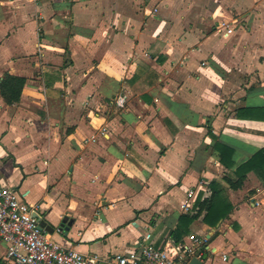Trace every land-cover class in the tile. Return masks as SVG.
<instances>
[{
    "label": "crops",
    "instance_id": "crops-1",
    "mask_svg": "<svg viewBox=\"0 0 264 264\" xmlns=\"http://www.w3.org/2000/svg\"><path fill=\"white\" fill-rule=\"evenodd\" d=\"M5 74L26 81L0 95V186L51 240L115 264L146 232L198 237L202 264H264V164L228 182L264 149V0H0ZM214 190L224 215L174 239Z\"/></svg>",
    "mask_w": 264,
    "mask_h": 264
},
{
    "label": "built area",
    "instance_id": "built-area-1",
    "mask_svg": "<svg viewBox=\"0 0 264 264\" xmlns=\"http://www.w3.org/2000/svg\"><path fill=\"white\" fill-rule=\"evenodd\" d=\"M192 194L189 190L188 195ZM188 199L185 200V203ZM36 205L24 201L13 187L0 186V239L6 245L10 264H100V256L83 253L51 240L39 227ZM206 238H195V245H179L172 250L156 245L150 232L135 249L117 254L115 264H188ZM226 259V256H223Z\"/></svg>",
    "mask_w": 264,
    "mask_h": 264
},
{
    "label": "trees",
    "instance_id": "trees-1",
    "mask_svg": "<svg viewBox=\"0 0 264 264\" xmlns=\"http://www.w3.org/2000/svg\"><path fill=\"white\" fill-rule=\"evenodd\" d=\"M25 81L26 80L23 76L5 74L0 81V95L2 96L3 101L7 104H13L19 101ZM252 110L264 112V107L253 108ZM258 163L261 166L264 164V149L258 150L251 158L244 160L235 166L234 172L236 178H228L230 186L232 188L240 187L246 177V173L251 169H255V165H257ZM224 164L230 167L234 165L233 160L229 162L224 161ZM261 173L264 174V171H262ZM218 193V190H214L210 198H206L203 201H200L199 210L197 211V213H184L179 216L178 225L173 231L174 239L179 240L182 234L189 232L188 226L194 219L199 216V213H201L202 210L206 211V214L203 217V221L210 225L214 224L220 216L224 215V213L219 211L220 206H218L219 204H217L216 202Z\"/></svg>",
    "mask_w": 264,
    "mask_h": 264
},
{
    "label": "water",
    "instance_id": "water-1",
    "mask_svg": "<svg viewBox=\"0 0 264 264\" xmlns=\"http://www.w3.org/2000/svg\"><path fill=\"white\" fill-rule=\"evenodd\" d=\"M35 215L37 216V218L39 220V227L41 229H44L45 231H48V232L53 231V228L50 227V225L45 220L40 218V216L38 214H35ZM65 223H67V222L65 220H62L59 224V229H62L65 226ZM68 224H70V222ZM66 228H67V226H66ZM206 258H207V253L201 254V250L197 249L194 252V255L190 258L188 264H202L203 261L206 260Z\"/></svg>",
    "mask_w": 264,
    "mask_h": 264
}]
</instances>
